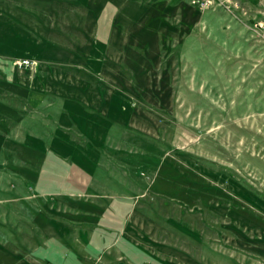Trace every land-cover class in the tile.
I'll list each match as a JSON object with an SVG mask.
<instances>
[{
	"label": "rangeland",
	"instance_id": "rangeland-1",
	"mask_svg": "<svg viewBox=\"0 0 264 264\" xmlns=\"http://www.w3.org/2000/svg\"><path fill=\"white\" fill-rule=\"evenodd\" d=\"M146 3L150 11L139 15L155 26L150 31L160 58L150 75L129 77L138 84L136 117L104 141L102 158L92 163H101L97 179L113 175L114 190L131 193L122 205L128 225L171 264H264V0H141ZM40 63L0 59V118L3 110L11 115L1 102L2 68L31 80ZM41 95L53 107L42 104L34 113L14 103L11 110L21 108L27 133L46 139L61 100ZM127 134L129 140L117 139ZM13 143L0 155L3 264H19L31 253L39 193L26 183L32 177L23 168L43 158ZM111 147L119 149L115 155ZM100 196L106 202L107 195ZM72 197L75 204L83 195Z\"/></svg>",
	"mask_w": 264,
	"mask_h": 264
},
{
	"label": "crops",
	"instance_id": "crops-1",
	"mask_svg": "<svg viewBox=\"0 0 264 264\" xmlns=\"http://www.w3.org/2000/svg\"><path fill=\"white\" fill-rule=\"evenodd\" d=\"M68 1L67 7L56 0L0 3V59L41 62L31 80L15 75L14 67L2 68L7 78L1 74L6 81H1L2 107L11 115L2 111L0 155L11 140L26 152L43 155L41 162L23 168L32 177L26 183L39 198L34 244L19 264H171L128 225L130 213L122 205L130 203L131 193H117L110 183L113 175L100 182L101 163L92 164L95 157L102 158L104 141L114 140L115 130L122 133L121 124L136 117L138 84L129 77L150 75L160 58L150 31L155 26L139 15L151 5L143 6L141 0ZM76 12L81 19H75ZM59 30L60 35L55 33ZM45 91L61 100L60 115L46 139L27 133L19 115L21 108L37 113L42 104L53 107L42 99ZM14 103L21 107L18 112L11 110ZM137 113L154 119L149 110L139 108ZM117 139L129 140L130 135ZM111 148L114 155L119 150ZM122 178V186L130 189L129 179ZM74 193L83 195L75 204L67 198Z\"/></svg>",
	"mask_w": 264,
	"mask_h": 264
},
{
	"label": "built area",
	"instance_id": "built-area-1",
	"mask_svg": "<svg viewBox=\"0 0 264 264\" xmlns=\"http://www.w3.org/2000/svg\"><path fill=\"white\" fill-rule=\"evenodd\" d=\"M227 1H230V0H227ZM208 2H212V1H208ZM207 3V2H206ZM205 3V4H206ZM30 64V62L29 61H24V65H29ZM21 65H23L22 63H21Z\"/></svg>",
	"mask_w": 264,
	"mask_h": 264
}]
</instances>
